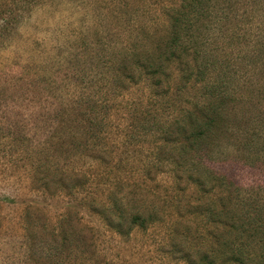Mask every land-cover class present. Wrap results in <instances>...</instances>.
I'll use <instances>...</instances> for the list:
<instances>
[{"label":"rangeland","instance_id":"obj_1","mask_svg":"<svg viewBox=\"0 0 264 264\" xmlns=\"http://www.w3.org/2000/svg\"><path fill=\"white\" fill-rule=\"evenodd\" d=\"M182 1L0 0V264H204L218 190L189 176L264 183V62L242 65L264 6L209 32L228 83L198 159L183 131L207 97L164 54Z\"/></svg>","mask_w":264,"mask_h":264},{"label":"trees","instance_id":"obj_2","mask_svg":"<svg viewBox=\"0 0 264 264\" xmlns=\"http://www.w3.org/2000/svg\"><path fill=\"white\" fill-rule=\"evenodd\" d=\"M239 2L242 6L248 4L264 6V0H184L178 8L171 11L170 34L164 54L170 57L171 52H176V57L184 62L182 78L186 84H192L191 79L195 83L200 81L199 89H203L207 97L206 101L199 105L201 109L197 117H191V112L187 114L189 130L183 131L188 141V151H195L198 159L201 152H204L202 147L204 139L209 138V134L212 133L210 129L219 121L217 127L219 131V124L223 121L221 116L224 117L225 106L218 101L217 96L227 88L228 79H225L227 74L224 68L225 60H229L228 58L219 60L218 56H210L208 53L207 58L204 56L207 60L205 63L202 59V49L206 53L205 46L212 41L209 39V32L222 31V23L230 22V14L239 12ZM262 14L264 15V12ZM239 36L238 31L234 29L223 37L227 41L226 45L231 46L241 41ZM250 41L258 49L248 56V61L242 60L243 66L264 62V37ZM210 71L215 72L214 77L210 76ZM251 143L253 140L250 139L244 141L242 146L246 151L245 156L250 157V161L246 163L249 166L257 164L252 157L251 148L249 149ZM233 160L243 159L233 157ZM189 180L197 184L204 194H213L218 190L217 195L213 194L211 199L206 200L211 205V210L205 212L212 219V231L208 234L213 239V245L209 247L212 258L208 260L207 257L204 264H221L225 258L229 264H264V183L256 187H244L219 173L216 177L202 176V179L189 176ZM204 252L208 253V250ZM188 262L192 264L191 261Z\"/></svg>","mask_w":264,"mask_h":264}]
</instances>
